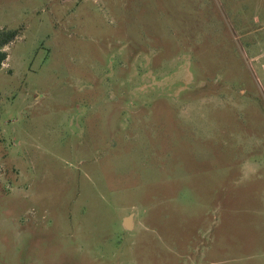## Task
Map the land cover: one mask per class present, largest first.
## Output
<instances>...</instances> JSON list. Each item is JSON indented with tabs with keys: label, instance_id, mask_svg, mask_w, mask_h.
<instances>
[{
	"label": "rangeland",
	"instance_id": "374dc122",
	"mask_svg": "<svg viewBox=\"0 0 264 264\" xmlns=\"http://www.w3.org/2000/svg\"><path fill=\"white\" fill-rule=\"evenodd\" d=\"M7 29L0 264H264V0H0Z\"/></svg>",
	"mask_w": 264,
	"mask_h": 264
},
{
	"label": "trees",
	"instance_id": "16d2710c",
	"mask_svg": "<svg viewBox=\"0 0 264 264\" xmlns=\"http://www.w3.org/2000/svg\"><path fill=\"white\" fill-rule=\"evenodd\" d=\"M19 35L17 30H1L0 31V70L2 69L3 63L8 58V53L4 50L11 42H13Z\"/></svg>",
	"mask_w": 264,
	"mask_h": 264
},
{
	"label": "water",
	"instance_id": "95a60500",
	"mask_svg": "<svg viewBox=\"0 0 264 264\" xmlns=\"http://www.w3.org/2000/svg\"><path fill=\"white\" fill-rule=\"evenodd\" d=\"M125 226H126V228H131L132 227V225H131V217L126 219Z\"/></svg>",
	"mask_w": 264,
	"mask_h": 264
}]
</instances>
